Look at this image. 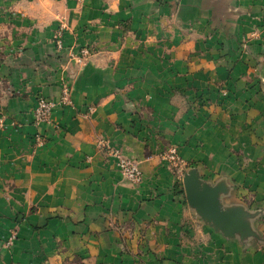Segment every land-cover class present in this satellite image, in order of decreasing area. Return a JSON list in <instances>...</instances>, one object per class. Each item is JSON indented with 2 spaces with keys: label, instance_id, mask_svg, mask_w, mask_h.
Here are the masks:
<instances>
[{
  "label": "crops",
  "instance_id": "0c3cea01",
  "mask_svg": "<svg viewBox=\"0 0 264 264\" xmlns=\"http://www.w3.org/2000/svg\"><path fill=\"white\" fill-rule=\"evenodd\" d=\"M49 3L54 16L44 0H0V264H264L249 216L264 208L261 40L216 67L220 54L176 36L137 48L143 37L107 27L104 0ZM130 6L107 4L134 30ZM84 47L81 62L69 56ZM64 88L69 103L34 127L37 98L57 101ZM101 141L137 164L139 183ZM173 148L248 232L229 235L188 204L168 166Z\"/></svg>",
  "mask_w": 264,
  "mask_h": 264
},
{
  "label": "rangeland",
  "instance_id": "374dc122",
  "mask_svg": "<svg viewBox=\"0 0 264 264\" xmlns=\"http://www.w3.org/2000/svg\"><path fill=\"white\" fill-rule=\"evenodd\" d=\"M51 1L44 0L45 7L50 9H40V11L51 13V16H54L52 12H57V3L51 4L49 3ZM69 1L71 0H65V4L68 5ZM104 1L106 3L103 5L105 9L99 11H103L105 14L106 21H108L107 27L113 29L114 32L121 30L124 35L130 33V35L143 37L139 38V43H133L137 48L142 47L146 50L149 47L147 44L152 43L147 40L176 36L178 39L180 38L178 45L185 44V39L192 40L197 48L204 45L213 51L214 55L220 54L218 58L214 59L216 67L219 58H224L223 61H220L225 62L226 65L228 63L233 64V52L237 49L241 52L247 51L254 45L252 43L253 37L261 40L257 46L264 51V0H126L131 4L132 9L129 13L130 17L135 19L132 25L134 24L137 30L135 28L132 30L131 21L124 19L125 11L107 8V4L113 0ZM34 2L36 8L42 0H34ZM74 2L82 4L85 0H74ZM148 2L152 5H149ZM134 3L136 5L132 6ZM139 3L142 7L140 9L138 8ZM37 11L34 10L35 14ZM114 19H119L118 22L116 21L118 26L109 24ZM63 28L66 29L61 24L53 30V39L57 34L63 33ZM107 31L110 32L109 29ZM166 38L169 39V37ZM87 50L86 58L90 54L89 48ZM69 56L73 57L74 54L70 52ZM218 94L220 97H225L227 91L220 89ZM179 159L178 164L173 166L168 161V166L179 181L180 192L185 195L183 179L189 172H196V170L191 164L184 162L180 157ZM261 210L263 211L250 213L246 209L254 222L252 231L264 239V208ZM243 216L246 217V215ZM248 227H250L249 224ZM14 240L15 234L11 232L4 241V246H11Z\"/></svg>",
  "mask_w": 264,
  "mask_h": 264
},
{
  "label": "water",
  "instance_id": "95a60500",
  "mask_svg": "<svg viewBox=\"0 0 264 264\" xmlns=\"http://www.w3.org/2000/svg\"><path fill=\"white\" fill-rule=\"evenodd\" d=\"M186 200L205 219L213 222L229 235L249 231L248 224L240 218V211H223L219 206V189L203 185L196 172H189L183 179Z\"/></svg>",
  "mask_w": 264,
  "mask_h": 264
},
{
  "label": "built area",
  "instance_id": "2783aa9c",
  "mask_svg": "<svg viewBox=\"0 0 264 264\" xmlns=\"http://www.w3.org/2000/svg\"><path fill=\"white\" fill-rule=\"evenodd\" d=\"M56 47L58 49L62 48V40L61 37L56 38ZM88 54L87 49H82L80 54L74 55L75 60L77 63L81 62L83 59L86 58ZM68 89H62L60 97L57 101H53L51 99H46L43 96H39L36 101V105L32 110V117L33 122L32 124L34 127L39 128L42 124H51L52 123V115L57 108V106L67 105L69 103V94ZM35 140L37 144L43 142L42 136L37 133L35 136ZM98 148L107 152L108 154L115 156L117 158V165L119 167L120 172L124 176L126 180L131 183H139L141 181L142 175L139 171L137 164L129 160L125 157H122L117 151L111 150L103 143V141L98 143ZM167 160L171 163V166L177 165L180 161L176 149H170L167 156Z\"/></svg>",
  "mask_w": 264,
  "mask_h": 264
}]
</instances>
